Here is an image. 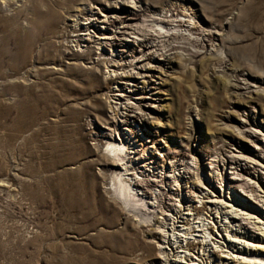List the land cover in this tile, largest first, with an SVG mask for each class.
<instances>
[{
    "label": "rangeland",
    "instance_id": "1",
    "mask_svg": "<svg viewBox=\"0 0 264 264\" xmlns=\"http://www.w3.org/2000/svg\"><path fill=\"white\" fill-rule=\"evenodd\" d=\"M103 134L160 221L107 192ZM235 197L264 216V0H0V264H154L179 208L216 227L205 264H241Z\"/></svg>",
    "mask_w": 264,
    "mask_h": 264
},
{
    "label": "bare ground",
    "instance_id": "2",
    "mask_svg": "<svg viewBox=\"0 0 264 264\" xmlns=\"http://www.w3.org/2000/svg\"><path fill=\"white\" fill-rule=\"evenodd\" d=\"M84 1H86V0H84ZM173 7H174V5H173ZM177 7L183 8L184 5L179 4V5H177ZM186 10L187 9H185V11ZM88 13H90V15H88ZM91 13H92V11H90L88 8L87 9L86 8L81 9V14H83V16H86V17L89 16V17H87V19L84 20V21H86L85 24H88L89 20H92V23L91 24L89 23L91 25L90 27H87V28L81 27L82 30L84 32H86L87 35L89 33L93 32L91 29H94L93 28L94 27L93 21L96 20V18H95L96 16L91 14ZM162 13L163 12H161V13L159 12L158 16L161 19H158V20H164L167 18V17L164 18L162 15H160ZM83 16H82V18H83ZM155 22L158 24L160 23V24L166 25V27L169 26L168 24H165L162 21H155ZM174 22H177L180 25V26H178V29H177V30H179V28L182 27L183 21L179 20V21H174ZM186 23L187 22L185 21V24ZM85 24H83L81 26H84ZM74 32H78L77 28L75 29ZM160 32L161 33H158V34L159 35L165 34L164 37L170 35L168 30L165 32V28H161ZM81 34L79 33L78 35H76V37L83 36ZM171 35L173 36V34H171ZM71 37H74V36H71ZM68 42L70 43L73 41H68ZM105 62L109 63V61H105ZM111 63H113V61L110 62L109 64H111ZM114 63H117V62H114ZM114 67H115V65L113 64V68ZM125 69L126 68H124V71H125ZM114 73H117V71L111 72V74H114ZM124 73H126V72H124ZM127 78H129V77H127ZM100 136L103 139L105 136L107 142L103 143L104 141L102 140L99 142L100 143L99 146L101 147L102 144L103 145L105 144L106 150H108L110 148V150H108L109 153L115 157L114 159L110 158V156H108V154L104 153L103 150H101V153H102L101 155H104L107 158H109L110 160L111 159L113 160L112 166H113V169L115 168L114 170L111 171V176L109 175V173L104 172L105 180L109 181V188H108L107 192L112 196L113 201L115 198L119 203H122L125 206V207H122L124 212L128 211L131 216L135 217L133 221L138 222L139 224H142V226H144L145 223L151 222L152 219L153 220L157 219V221H160V218L158 219V216H155L153 214V211H150V215L153 216V218H151L150 221L144 220L142 218V215H148L149 213H147L146 209H144L143 207L138 205L139 201L136 200L135 198H136V196H139V195H134L132 193V187L136 186V183H132V180L126 178V176L129 174H125V172L129 173V171L132 170V169H130L131 167H128L126 165H128V163L131 162L130 154H132L131 151L134 150V148H133L134 144L132 147H130L128 143H130V145H131V143H132L131 140L129 138L127 139V137H125V135H122V134H121L120 139H118V140L116 138L110 136V135L106 136L103 134ZM120 141H121V143H119ZM126 145H128V146H126ZM121 165L125 169L120 170ZM122 170H125V171H123V173H122V172H120ZM113 192H115V193H113ZM137 194H139V193H137ZM230 199L231 198H229V200ZM231 204H233V206ZM231 204L227 205V207L225 206V209L229 208L231 210L235 206H238L239 208L236 207L238 209L237 211H239V209H240L241 212L245 213L243 215L249 216L248 219H250V220L253 219L255 221L254 227L260 232V235H257V237H254V236H251L250 234H248L247 232H241V230H240L241 228L239 229L240 231H238V234H240V235L239 236L237 235L238 238L246 241V242H243L244 246L242 248H236L235 247V249H234L235 251L237 250L236 253L238 254V256L241 257V258H239V261H241L240 259H242L241 264H264V229H263L264 228L263 227L264 226V216H261V214L258 213V211H256V209L254 207L250 206L248 203L236 200V197H235V199L232 200ZM219 205H224V202L222 200H220ZM151 206L154 207L153 204H151ZM159 207L160 206H158V208ZM262 210H264V209H262ZM97 211H99V209L95 210V212H97ZM196 211L197 210H195V209L193 210L191 208H189V209L188 208L187 209L179 208L177 210H173L172 215H166L168 217L165 219V223H162V224H163V228L165 230L167 229L166 230L167 233L169 232V235H168V237H166V235H163V238H164V240L162 241L163 246L161 248H159V252H160L158 255L159 258H158V261H156L154 264H191V263H188V261H190L188 259L189 257H192L191 261H198L199 263L202 262L203 264H205L207 262L205 256H207V259L212 258V257L208 256L209 255L208 252L210 253L211 252L210 248L212 250V248H214V246H216V244H218L216 242V236H219V235H217L218 233L216 231H213V228L210 226V225H213V223L211 220H209L210 218L208 217V214H205V213L199 214V213H196ZM226 214L228 215L227 216L228 218H225V219H229L230 212L227 211ZM233 214L240 215L238 213H233ZM216 218L218 219L220 217L219 216L215 217V220L213 219V221H216ZM235 218L236 217H233L232 219L236 220ZM98 222L100 223V221H98ZM156 223H158V222H156ZM215 224H216V222H215ZM226 224H227V220H226L225 224H223V226H226ZM231 224H233V222H231ZM220 226L221 225H219L218 229L220 228ZM213 227L216 228L214 225H213ZM159 229H161L160 226H159ZM226 229H227V227H226ZM219 232H220V229H219ZM237 236H234V237L237 238ZM196 240H198V241H196ZM250 240H254L256 242H257V240H260L257 243H262L263 245L262 244H253V243L251 244ZM192 242L193 243L195 242L196 244L202 245L201 250L196 252L197 253V254H195L196 256L189 252V251H192L191 248L194 247V245H192ZM225 242H226V240H225ZM227 248L230 249V245ZM122 250H124V249H122ZM223 257L226 258L227 261L230 260V258L228 256H223ZM232 258H234V257H232ZM160 260H162V261H160ZM127 262H129V261H127ZM224 264H230V263H224Z\"/></svg>",
    "mask_w": 264,
    "mask_h": 264
}]
</instances>
